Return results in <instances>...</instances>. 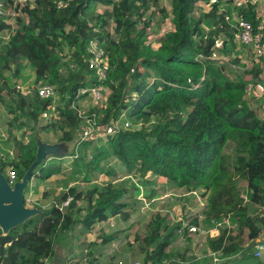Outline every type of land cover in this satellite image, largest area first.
I'll use <instances>...</instances> for the list:
<instances>
[{
  "label": "trees",
  "instance_id": "16d2710c",
  "mask_svg": "<svg viewBox=\"0 0 264 264\" xmlns=\"http://www.w3.org/2000/svg\"><path fill=\"white\" fill-rule=\"evenodd\" d=\"M55 1L27 0L22 8L26 20L17 18L13 31L12 25L0 18V33L12 32L0 49V105H5L4 95L11 99L12 105L6 107L9 114L17 115L13 123L23 118L37 123L54 100L40 99L36 89L29 95L22 94L10 85L9 77L20 78L29 66L34 83L53 86L58 97L57 117L39 128V136L53 131L61 135L58 142L71 140V131L81 119L70 106L83 98H77L79 90L96 83L87 67L86 51L89 42L96 39L109 52L106 84L110 93L106 107L89 114L99 116L97 111L102 112L98 126L121 120L125 113L133 124L128 121L130 128L115 131L105 144L94 147L87 159L84 150L91 144L82 142L77 147L70 157L76 174L84 175L82 183H91L95 173L106 175L116 160L128 176L142 182L152 174L177 189L201 190L205 227L223 220L229 223L217 236L207 237L206 249L235 257V262L264 264V258L253 256L264 234V219L256 221L249 214L236 187V181L243 180L247 199L264 208V120L246 99V82L230 79L225 68L212 59L220 36L225 37L221 41L223 55H227L233 38L219 11L220 0H166L169 12L166 14L162 7L160 10L170 20L171 28L161 35L156 49L146 43V31L152 22L145 14L150 7L160 6L159 0H76L64 9H57ZM200 2L208 4L210 10L195 19L193 13ZM95 5L111 9L97 13ZM240 12L257 27L252 7ZM109 21L114 23L111 31ZM64 49L69 52L67 56L62 53ZM69 64H74V69H68L65 77L60 70L69 68ZM260 70L254 65L248 72L253 85L259 83ZM4 72L9 73L8 78ZM151 119L152 126L146 128L144 123ZM137 122L140 126L134 129ZM33 131L30 128L21 140H15L16 157L0 160L1 172L9 167L18 180L22 178L35 160ZM229 142L234 145L233 158L223 153ZM2 154L6 156V152ZM59 173L57 166L42 163L33 178L45 181ZM140 188L133 182L92 185L80 191L68 188L58 199H72L64 210L37 206L40 214L5 236L0 232V264H48L55 257L57 242L77 227L84 235L109 218L126 221L129 201L143 192ZM149 195L152 193L143 192V197ZM192 220L187 227H198V220ZM169 226L167 218L153 217L143 238L142 264H179L172 261L167 250L186 227L180 223L169 230ZM244 229L248 230L246 246L241 239ZM111 239L104 236L103 243ZM179 259L194 264L185 256ZM231 262L224 260L221 264Z\"/></svg>",
  "mask_w": 264,
  "mask_h": 264
},
{
  "label": "rangeland",
  "instance_id": "374dc122",
  "mask_svg": "<svg viewBox=\"0 0 264 264\" xmlns=\"http://www.w3.org/2000/svg\"><path fill=\"white\" fill-rule=\"evenodd\" d=\"M161 7L165 10L166 14L169 12L168 4L166 0H164L160 1V6L155 5L150 7L145 14L146 20L150 19V21L152 22L150 27L146 31V43L150 44L154 49L156 48L157 42L161 35L169 31L171 28V25L169 23L170 20L165 19V16L160 10ZM110 9L111 8L107 6L95 5V10L97 13H101L105 10ZM209 10L210 7L208 4L200 2L196 6L193 17L197 19L202 12H208ZM15 20L9 21V24L12 25V31L17 28ZM108 28L110 31L114 28V23L112 21H109ZM203 30L204 33L207 32V29ZM11 34V31H4L0 33V49L4 48V44L8 41ZM228 46L229 48L227 51V55H223L221 52V42H218L212 59L217 65L224 67L226 72L227 70L229 71L227 76L230 79H240L245 81L248 85L247 81L249 80V78H251V75H249L248 72L253 69L254 65L257 64L251 63L249 54L242 48H239L232 44V41L229 42ZM62 53L66 56L69 54V52L65 49L62 51ZM3 76L5 78H8L9 73L4 72ZM261 78H264L262 70H260L259 81H262ZM9 83L10 85L15 86L16 90H19L22 94L25 95H29L30 93H32L38 85L34 83L33 70L29 66H26V69L20 78L14 79L9 77ZM252 91L253 87H250V85H248L246 96L251 101L254 100V97H252ZM258 97H264V87L259 90ZM4 98L5 105H0V160H3L4 158L2 157V152H6V159L9 161L15 159L16 157L15 140H21L22 134L25 132L28 133L30 128H33V134L37 133V135L39 136V128L56 119L57 112L55 108L58 103V97L52 100L51 107L46 112L45 118L40 117L37 123H32L28 119L24 118L18 119L16 123H13V119L15 118L14 116L16 115V113L9 114L8 108L6 107L12 105L11 99H9L6 95H4ZM80 107L86 112L90 110H96L94 104L88 97L83 99ZM250 107L256 112L258 117H260L261 119L264 118V108H262L261 106L255 107L256 109H254L252 106ZM97 113L101 118L102 112L97 111ZM126 121H130L133 124V122L127 117V114L125 113L121 116L120 124ZM153 122L154 119H151L150 121L145 122L144 126L146 128H150ZM139 126L140 123L137 122L133 125V128L137 129L139 128ZM109 131L110 130H105L104 132L101 131L99 137L96 140L94 139L91 142H88L91 144V147L84 150L86 159L88 158V156H90L91 151L94 147H99L102 144H105L107 138L110 136ZM11 135L14 136L15 139L11 138ZM60 136L61 135L59 133L49 131L47 133H42L39 138L43 142L54 144L59 143L58 141ZM54 151L56 152L57 149H55ZM63 151L67 157H70L68 156L69 153L66 149H64ZM223 153L233 158L234 145L231 142L227 143ZM73 160V158L47 160L45 163L49 166H57L60 169V173L50 177L42 185H40L39 182L35 181L36 178H33L34 185L28 187V190L25 192V206L27 208H37V206H45L46 208H49L52 202H58L59 197L70 187H74L76 188V190L80 191L86 190L92 185L103 186L107 183L119 185L123 182L132 183L133 181H137L135 178L128 176L122 165L114 160L111 163V168L107 172V174L111 173V175L95 173L92 177L91 183H82V178L84 177V175L80 176L76 174L74 166L72 164ZM36 172H38V168L36 169ZM105 172L106 170H104V173ZM139 185L140 186L138 187H141L140 189L144 193L149 192L152 193V195H149V197L146 198L139 196L140 199L137 198L134 201H129V217L126 221H123L121 217L111 218V221L106 222V224L95 226L96 224H98L96 223L95 225H93L92 228L88 231L89 237L85 236L86 233L84 235H81V233L78 232L74 236L69 235L68 233L66 236L67 239L64 238L66 240L63 239L64 241H60V244L58 242V249L60 248V253H62L64 255V258L67 259V264H142L144 260V254L142 252V248L144 246L143 238L147 235L148 225L156 214L160 217H165L170 221L169 230L175 228V226L180 223L183 224L184 227H186V229H182L177 233V241L171 243V247L167 250L172 261L178 262L179 264H186L180 261L179 258H181V256H185L186 260L189 258H199L201 260H207L208 253L206 250V243L203 242L205 240V236H203L197 230L192 231L191 228L193 227H187L188 225L193 224L192 213L181 207L180 204L177 203L178 200L183 201V193L191 192L187 190L176 191L173 187H171L169 189V192H167V195H169L170 198L173 199V201H169L168 198L163 197L164 193L160 189L159 191L163 196L156 197L155 191L153 190L152 186H147V184L145 186H141V184ZM236 187L238 188L241 196L245 201L249 214L256 221L264 219V208L252 204L247 199L248 191L246 183L243 180L238 179L236 181ZM143 192L141 193L143 194ZM201 194L202 191L197 190L194 194H190L189 197H185L188 198L189 201H186V204H188L191 208H204L203 205L205 206V200L202 198ZM104 236H111V241L104 244ZM164 264H167V262H165Z\"/></svg>",
  "mask_w": 264,
  "mask_h": 264
},
{
  "label": "built area",
  "instance_id": "2783aa9c",
  "mask_svg": "<svg viewBox=\"0 0 264 264\" xmlns=\"http://www.w3.org/2000/svg\"><path fill=\"white\" fill-rule=\"evenodd\" d=\"M26 1L27 0H11V2H9L6 0H0V18L3 19V22L5 24H9V21H14L18 17L26 20V17L22 12V8L24 7ZM75 1L76 0H56L55 5L57 9H64ZM249 7L253 8L255 17L258 20L256 28H254V26L246 20L244 15L240 12L241 9H247ZM219 11L224 14V21L232 31L233 43L237 47L244 49L249 54L251 63L257 64L260 68L262 59L264 58V0H220ZM86 51L88 54L87 67L92 73L96 83L88 88H82L79 90L77 98H83L77 102H73L70 106L71 109L76 110L77 116L81 119L79 126L76 127V130L78 131V144L74 153H76L77 147L82 142H91L94 139L96 140L101 131L104 132L105 130H110L109 135L112 136L115 131L131 127L130 122L126 121L120 124V120L114 121L108 126H98L97 121L99 116L94 113L89 114L92 110L86 112L80 107L83 99L88 97L96 109H104L110 93L109 87L106 84L110 68L109 52L101 46L96 39L89 42ZM68 69L73 70L74 64H69V68L63 67L60 70L61 75L66 77ZM35 89L40 99L56 98V90L51 85L39 83ZM45 116L46 115L43 114L41 117L45 118ZM7 168L5 169V172L2 173L5 175L8 184L12 186L18 179L16 177V173L9 170V167ZM71 200V198H66L62 202H52L51 206H54L62 211L68 206ZM42 208L47 209L45 206H42ZM198 215L201 216V214L197 212L194 217L197 219ZM201 218L203 217L201 216ZM228 226V221L223 220L221 222L214 223L212 228L197 229V231L207 238L208 236L213 237V235L220 231L221 228ZM191 230H196V228H191ZM261 241L262 242L259 241L254 247L253 256L257 259L264 258V240ZM209 257L214 264H221L224 260L230 261L232 259L230 257H226L223 253L213 252L209 253Z\"/></svg>",
  "mask_w": 264,
  "mask_h": 264
},
{
  "label": "water",
  "instance_id": "95a60500",
  "mask_svg": "<svg viewBox=\"0 0 264 264\" xmlns=\"http://www.w3.org/2000/svg\"><path fill=\"white\" fill-rule=\"evenodd\" d=\"M33 139L36 144L35 160L22 178L10 186L5 175L0 172V232L3 236L41 213L38 208H27L25 206V192L33 179V173L40 164L49 159L67 157L64 154V149L68 151V156L72 155L78 144V131L76 129L71 131L69 142L49 144L43 142L37 133L33 134ZM55 149H57L56 152ZM261 240H264V234H262L259 241L262 242Z\"/></svg>",
  "mask_w": 264,
  "mask_h": 264
},
{
  "label": "crops",
  "instance_id": "0c3cea01",
  "mask_svg": "<svg viewBox=\"0 0 264 264\" xmlns=\"http://www.w3.org/2000/svg\"><path fill=\"white\" fill-rule=\"evenodd\" d=\"M220 40L221 41H223V40H225L224 38H220ZM220 41V42H221ZM158 42H157V46H156V48L158 47ZM229 45V44H228ZM155 48V49H156ZM244 50V49H243ZM260 69L262 70V74H263V77H264V58L262 59V63H261V66H260ZM228 70H227V74H228ZM260 78V77H259ZM262 79V81H259V83H256V85H253L252 83H253V80H252V78H249V80L247 81L248 82V85H250V87H253V91H252V97H254V100H249L248 98H247V96H246V99H247V101L249 102V104H250V106H252L254 109H256L255 107H259V106H261L262 108H264V97H262V98H259L258 97V94H259V90L260 89H262L263 87H264V78H261ZM258 104H256V103ZM260 118V117H259ZM263 120H264V118H262ZM2 156L4 157V158H6V156L4 155V154H2ZM71 156V155H70ZM64 158H71V157H63V158H61V159H64ZM52 159H56V160H61V159H57V158H52ZM132 179V178H131ZM136 179V178H135ZM137 181L136 182H134L133 181V183L134 184H136V185H138L139 186V184H141V185H143V186H145V184H144V182H148V184H147V186H152V188H153V190L155 191V195H156V197H158V196H163L164 198L166 197V198H168L169 199V201H173V199H171L170 198V196L169 195H167V192H169V189L171 188V187H173L167 180H165V179H163V178H159V177H157V176H155V175H152V174H148V179H146L145 181H141V180H138V179H136ZM35 181H37V182H39L40 183V185H42L43 183H45L47 180H45V181H40V180H38V179H35ZM32 185H34V179H32L31 180V182H30V185H29V187L30 186H32ZM156 185V186H155ZM159 188H158V187ZM162 186H163V188H162ZM176 191H183L184 189H177V188H175V187H173ZM159 189L164 193L163 195H162V193L159 191ZM28 190V189H27ZM195 192H191V193H189V192H186V193H183V197H184V199H182L183 201H177V203H179L180 204V206L181 207H183V208H185L186 210H188V211H190L191 213H192V217L193 218H195L194 216L196 215V213L198 212V213H200L201 214V216H202V209H199V208H191L188 204H186V201L187 202H189L188 201V198H185V197H189L190 196V194H194ZM43 196V195H42ZM140 196V195H139ZM139 196H137V197H135V199L134 200H136L137 198L138 199H140L139 198ZM142 197H143V194H142ZM173 203V202H172ZM203 205V204H202ZM203 207H204V205H203ZM201 216L200 215H198L197 216V220H198V224H199V226L198 227H196V230L197 229H209V228H212V227H205V225H204V223H203V218H201ZM112 218H115V217H112ZM201 218V219H200ZM111 221V218H109L107 221H105V222H101V223H98V224H96L95 226H100V225H103V224H106V222H110ZM203 227V228H202ZM193 228H195V227H193ZM80 231V229H79V227H77L76 229H75V231L74 232H71L72 234H70L69 233V235H72V236H74L76 233H78ZM219 234V231L218 232H216L213 236H217ZM86 237L88 236L89 237V233H86V235H85ZM84 236V237H85ZM84 237H82V238H84ZM247 237H248V230L247 229H244V232H243V235H242V237H241V239H242V241H243V244L246 246L247 244H248V241H247ZM66 239H67V237H66ZM66 239H64V240H66ZM206 237H205V240L203 241L204 243H206ZM64 240H61V242H63ZM59 242V241H58ZM58 242H57V244H56V248H55V257L51 260V261H48V264H67L68 262H67V259L66 258H64V255L62 254V253H60V248L58 249ZM59 244H60V242H59ZM207 250V249H206ZM207 253H208V258H207V260H201V259H199V258H195V259H193L194 260V264H214L213 262H212V260L210 259V257H209V253H210V251H208L207 250ZM235 260V257L233 258V259H231L230 261H233V262H231V263H229V264H253V263H251L250 261L249 262H246V261H244V260H237L236 262L234 261Z\"/></svg>",
  "mask_w": 264,
  "mask_h": 264
}]
</instances>
